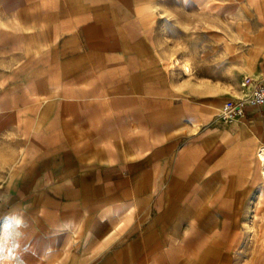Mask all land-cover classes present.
Returning a JSON list of instances; mask_svg holds the SVG:
<instances>
[{
    "label": "crops",
    "instance_id": "1",
    "mask_svg": "<svg viewBox=\"0 0 264 264\" xmlns=\"http://www.w3.org/2000/svg\"><path fill=\"white\" fill-rule=\"evenodd\" d=\"M256 83L264 0H0V199L33 263L264 264V104L217 117Z\"/></svg>",
    "mask_w": 264,
    "mask_h": 264
},
{
    "label": "rangeland",
    "instance_id": "2",
    "mask_svg": "<svg viewBox=\"0 0 264 264\" xmlns=\"http://www.w3.org/2000/svg\"><path fill=\"white\" fill-rule=\"evenodd\" d=\"M255 8L258 6L255 5ZM170 60L174 61V56ZM167 65L169 66L168 63ZM181 72H184L183 69ZM184 87L189 88L190 85ZM5 139L7 147L0 148V192L8 186L13 176L16 156L19 152V149L9 147V141L12 140L11 134H6ZM23 221L22 218L10 213L9 207H6L0 199V264H35L34 259L38 258L47 246L44 239L32 237L34 232L25 228ZM39 264H46V262L39 261ZM54 264H62V262L55 261Z\"/></svg>",
    "mask_w": 264,
    "mask_h": 264
},
{
    "label": "built area",
    "instance_id": "3",
    "mask_svg": "<svg viewBox=\"0 0 264 264\" xmlns=\"http://www.w3.org/2000/svg\"><path fill=\"white\" fill-rule=\"evenodd\" d=\"M246 78L243 84H247ZM264 104V83H256L250 92L244 96L226 100L218 109L217 117L223 122H229L242 116L249 106L257 107Z\"/></svg>",
    "mask_w": 264,
    "mask_h": 264
},
{
    "label": "bare ground",
    "instance_id": "4",
    "mask_svg": "<svg viewBox=\"0 0 264 264\" xmlns=\"http://www.w3.org/2000/svg\"><path fill=\"white\" fill-rule=\"evenodd\" d=\"M260 157H261V159H262V161H263V167H264V148L261 150V152H260ZM263 170V169H262Z\"/></svg>",
    "mask_w": 264,
    "mask_h": 264
}]
</instances>
